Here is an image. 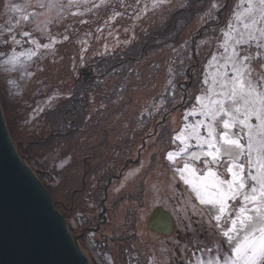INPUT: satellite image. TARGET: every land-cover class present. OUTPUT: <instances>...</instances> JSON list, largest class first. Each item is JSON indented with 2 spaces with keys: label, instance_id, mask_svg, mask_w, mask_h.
<instances>
[{
  "label": "rangeland",
  "instance_id": "1",
  "mask_svg": "<svg viewBox=\"0 0 264 264\" xmlns=\"http://www.w3.org/2000/svg\"><path fill=\"white\" fill-rule=\"evenodd\" d=\"M246 7L245 0H0V107L10 140L71 234L99 229L77 241L92 264H223L232 256L235 241L222 231L247 187L218 213L184 180L199 184L209 168L232 179L222 132L248 144L249 130L225 129L229 117L219 111L244 118L243 101L229 95L234 64L264 72L257 47L264 40L258 31L248 38ZM249 123L255 174L264 136L254 115ZM209 124L222 153L216 162L204 142ZM128 158L135 177L122 191L113 182ZM248 159L239 161L246 172ZM186 163L196 172L181 179ZM159 207L172 216L169 237L147 228Z\"/></svg>",
  "mask_w": 264,
  "mask_h": 264
},
{
  "label": "snow or ice",
  "instance_id": "2",
  "mask_svg": "<svg viewBox=\"0 0 264 264\" xmlns=\"http://www.w3.org/2000/svg\"><path fill=\"white\" fill-rule=\"evenodd\" d=\"M247 7L245 12L248 13V18L251 20V25L246 24L245 29L248 31V38L256 40L253 31L259 32L260 40H264V27L256 28L260 22H264V0H245ZM239 16V14H237ZM257 17L259 19H257ZM47 47V46H46ZM257 47H264V44L257 43ZM235 56V51L233 52ZM251 56H245L243 60L250 61ZM239 63V66L234 64L235 75L231 77V92L229 95L235 101L237 97L243 101V119H239L237 115H233L231 111H225L221 105L220 112L227 115L229 119L222 121L225 129L234 127L237 123L243 128L249 130L248 144H242L240 137L237 134L229 135L227 131L220 134V139L227 146L223 155H226L231 161L227 167V172L231 173L232 179L229 181L221 180L216 173L209 168L204 177L198 178L199 184L189 180H184L186 184H192V190L196 198L201 204L212 205L217 207L218 213H225L229 207L227 201L235 200L241 195L242 190L246 187L248 191L243 192V203L236 211L235 217L230 218L231 227L222 231V235L227 238L228 242L235 241L232 247V256L224 259L223 264H264V138L260 141V155L255 161V174L252 172L253 160L250 159L254 148L253 125L249 123V117L255 116L259 121V125L255 126L264 136V72H257V67L250 64ZM260 69H264V62L258 63ZM253 73H256L254 76ZM234 112L241 113V107H235ZM219 112L212 114V119L215 121ZM209 139L204 141L210 149L208 156L212 157V161H218L222 154L219 148L215 147L213 140L214 127L208 126ZM249 157L246 172L245 164L239 163L242 156ZM193 158H198L193 154ZM172 160L171 154L168 156ZM191 170L195 175L196 170L191 169L189 164H185L181 172V179H184L183 172ZM246 172V175H245ZM208 177H213L212 182H207ZM247 181H251L248 184ZM221 185H227L226 188H221ZM215 189V191H212ZM249 204L253 207L250 209ZM215 219L219 220L220 215H215ZM211 264V262H209Z\"/></svg>",
  "mask_w": 264,
  "mask_h": 264
},
{
  "label": "water",
  "instance_id": "3",
  "mask_svg": "<svg viewBox=\"0 0 264 264\" xmlns=\"http://www.w3.org/2000/svg\"><path fill=\"white\" fill-rule=\"evenodd\" d=\"M24 160L14 149L0 107V264H89L78 249L79 237L71 234ZM146 225L165 235L173 226L160 207Z\"/></svg>",
  "mask_w": 264,
  "mask_h": 264
},
{
  "label": "flooded vegetation",
  "instance_id": "4",
  "mask_svg": "<svg viewBox=\"0 0 264 264\" xmlns=\"http://www.w3.org/2000/svg\"><path fill=\"white\" fill-rule=\"evenodd\" d=\"M142 145V144H141ZM142 147H143V145H142ZM136 157H137V155H136ZM131 159L130 158H128L126 161H125V163H127L126 165H127V167L125 168V169H123L122 168V170H120V172L118 173V174H116V175H119L118 176V178H120V177H124V175H127V180H122L121 178V181H119L118 180V178L116 177V179L117 180H114V182L113 183H116L117 181L118 182H120L119 184H118V186H117V188H121V189H119V190H122V189H125L127 186H128V180L130 179V174H129V171H130V169L128 168L129 166H130V164H131ZM139 162H140V158H139ZM138 162V163H139ZM137 164V163H136ZM128 169V170H127ZM128 173V174H127ZM121 174V175H120ZM124 174V175H123ZM113 176H115V174L113 175ZM114 179V178H113ZM113 181V180H112ZM127 181V182H126ZM124 182H126V183H124ZM111 185V184H110ZM124 185V186H123ZM123 187V188H122ZM123 191V190H122ZM104 197H105V195H104ZM104 197L101 199V201L103 200L104 202H105V199H104ZM103 202V203H104ZM100 204H101V202H100ZM99 218H100V215H99ZM104 218V217H103ZM173 228H174V224H173V226H172V228H171V230H170V233L169 234H167V237H169L170 236V234L172 233V231H173ZM72 229V231H74L73 230V228H71ZM94 228L93 227H91V228H89V227H86L78 236H76V237H79V239H83L84 237H86V236H88V235H90V233L91 232H97L99 229H97V230H93ZM74 233V232H73ZM88 234V235H87ZM78 239V240H79Z\"/></svg>",
  "mask_w": 264,
  "mask_h": 264
},
{
  "label": "bare ground",
  "instance_id": "5",
  "mask_svg": "<svg viewBox=\"0 0 264 264\" xmlns=\"http://www.w3.org/2000/svg\"><path fill=\"white\" fill-rule=\"evenodd\" d=\"M83 70V73H84V71L86 72V68H84V69H82ZM88 76L89 77H91L89 74H88ZM1 110H2V108H1ZM14 146V145H13ZM14 149H15V151L17 152V154L20 156H22V154L19 152V151H17L16 150V148L14 147ZM24 157V156H23ZM24 159H25V157H24ZM24 162L27 164V166L31 169V167L28 165V163L26 162V160H24ZM139 162V161H138ZM138 164H140V163H138ZM31 171H33V170H31ZM38 177V176H37ZM135 177V175L133 176V178ZM133 178L131 177L129 180H132L133 181ZM41 183V182H40ZM129 185V187L131 186L130 184L131 183H128ZM45 187V186H44ZM47 190V189H46ZM48 192V191H47ZM48 194H49V192H48ZM51 197V196H50ZM172 217V216H171ZM171 220H172V218H171ZM162 224H164V223H162ZM165 225V224H164ZM72 230V229H71ZM148 230H150V229H148ZM150 231H152V230H150ZM152 232H154V231H152ZM155 233V232H154ZM158 234V233H157ZM161 234V233H160ZM159 235V234H158ZM78 249L80 250V248H79V245H78ZM82 253H83V255L86 257V260L88 261V263L89 264H92L89 260H88V257L85 255V253L82 251V250H80Z\"/></svg>",
  "mask_w": 264,
  "mask_h": 264
}]
</instances>
